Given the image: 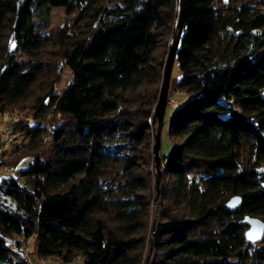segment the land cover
Listing matches in <instances>:
<instances>
[{
  "label": "trees",
  "instance_id": "16d2710c",
  "mask_svg": "<svg viewBox=\"0 0 264 264\" xmlns=\"http://www.w3.org/2000/svg\"><path fill=\"white\" fill-rule=\"evenodd\" d=\"M216 3H185L175 87L186 100L168 117L149 239L152 115L179 0H0V113L33 98L21 127L30 149L45 116H59L50 156L23 154L32 160L17 168L15 143L17 159L0 152L11 168L0 174V264H28L24 246L34 262L145 264L150 240L146 264H264L242 223L264 220V12ZM52 5L75 16L47 36L34 13ZM48 42L71 71L58 92L55 80L34 89L51 76Z\"/></svg>",
  "mask_w": 264,
  "mask_h": 264
},
{
  "label": "rangeland",
  "instance_id": "374dc122",
  "mask_svg": "<svg viewBox=\"0 0 264 264\" xmlns=\"http://www.w3.org/2000/svg\"><path fill=\"white\" fill-rule=\"evenodd\" d=\"M217 5H241V4H253L255 6H257L259 9L262 10V12H264V0H217ZM34 15L36 16V20L37 21H41L40 25L37 26L38 29L42 30L43 32H46L45 34L47 36L51 35L55 29L65 25V24H71L74 16H75V12H71L68 13L66 12V10L64 9L63 6H59V5H52L49 6L48 8H44V12L42 13V15H40V13H38L37 11H35ZM44 25H47L45 27H43ZM175 30V27L173 29V32ZM172 32V33H173ZM171 33V34H172ZM11 45H13L11 43ZM45 51H47V54H45V57H43L44 61H46L47 63L44 65L48 66V73L49 71H51V76H48V78H42V81H38V83L35 85L34 89L38 91V88L40 87V85H46V83L48 84L50 81L55 80V83L53 85L54 91H61L65 86H67L68 82L71 79V71L69 69V67L64 63V60L61 58V56H59V54L57 53V46L53 43L48 42L45 46ZM50 51L51 54H50ZM22 57H26L24 55H20L19 58ZM44 75V74H43ZM180 76V70L178 67V62L175 60L171 69V74H170V81H169V87H168V100H167V104L165 107V113H164V117H163V123L160 129V146H159V150H158V154H157V160L155 159L152 150V165L151 168L154 171V179L156 177V168L159 165V169L161 171V175H162V158H161V154H167L170 150V142L168 140V117L169 115L180 105L183 104V102L186 100V95L177 90L175 85H176V81ZM33 98L28 99L27 101H22L17 105L14 106H10L8 110H11L12 112H8V113H12L14 115L17 116V118H19V120H21V126L19 127V129L14 130L15 133V137L13 142L10 144L9 148H7V152H9V156L14 155V159H17V157H19L16 154H11V150H12V146L16 144L17 147V152L20 154V157L23 158V160L18 164L17 168L26 165L30 160H32V157L30 156H22L23 154H31V153H35L38 150H42L43 154L46 156H50L51 154L54 153V148L51 142V137H50V130H49V126L51 127L52 124L58 123L59 120V116L56 115H46L44 120L45 123L48 125L47 128L46 126L45 129L42 133V135L40 136V138L38 140H36L35 144H34V149H30V147L28 146V138L27 135H25L24 130H21V127L23 126V124L26 126V124L28 123V126L31 125L33 123V118H31V110H30V104L32 103ZM7 113H4L3 117H0V126L2 125H6L8 123V117L6 115ZM44 120H40L41 122H44ZM23 121L25 122L23 123ZM157 125L158 122L157 120L153 121V133H152V141L154 142V134L156 133L157 130ZM152 142V145H153ZM15 143V144H14ZM15 148V147H14ZM3 148H1L2 151ZM6 171V170H5ZM5 171L2 170V168H0V174H4ZM161 178L162 176H160V182H159V189H160V185H161ZM230 198V197H229ZM228 201V200H227ZM160 203H161V199L159 196V193L157 194L156 192V186H155V192L153 194V199L151 201V206H150V224H149V232H148V238L150 239L151 234L153 232V227H154V223L155 221L158 219V212L160 209ZM28 243V241H27ZM254 245H258V246H262L264 247V235L262 238H260L259 240H256L254 242H252ZM150 246L152 248L151 245V240L149 242V246L148 249L146 251V256L148 255L147 253L149 252ZM25 247V246H24ZM30 247V246H29ZM27 251L28 246H26ZM151 252V251H150ZM22 253H23V249H22ZM150 254V253H149ZM24 255V253H23ZM31 257V256H30ZM32 264H60V261L57 257H48V258H43L40 260H36V262L33 261L32 259ZM65 264H84V262L82 261L81 258H77L73 261L67 262Z\"/></svg>",
  "mask_w": 264,
  "mask_h": 264
},
{
  "label": "water",
  "instance_id": "95a60500",
  "mask_svg": "<svg viewBox=\"0 0 264 264\" xmlns=\"http://www.w3.org/2000/svg\"><path fill=\"white\" fill-rule=\"evenodd\" d=\"M185 3L186 0H179V10H178V16L175 23V30L171 35V41L168 45L167 53L164 59L162 74H161V81L159 85L158 90V96L157 100L154 106L152 120H157V130L154 134V142L152 145V153L157 160V154L160 146V129L163 123V117L165 113V107L168 100V87H169V81H170V74L171 69L173 66V63L176 58V52L178 49L182 29H183V18H184V12H185ZM156 177H155V186H156V192L159 193V182H160V176L161 171L159 169V165L156 168ZM241 202V197L239 195H233L231 196L227 201V207L230 209H235L239 206ZM242 223L246 226L244 230V237L248 242H254L256 240H259L264 235V220L258 216H252L250 214H245L242 218ZM151 251V246L149 249V252L147 253L149 255ZM148 255L145 260V264L148 260Z\"/></svg>",
  "mask_w": 264,
  "mask_h": 264
},
{
  "label": "built area",
  "instance_id": "2783aa9c",
  "mask_svg": "<svg viewBox=\"0 0 264 264\" xmlns=\"http://www.w3.org/2000/svg\"><path fill=\"white\" fill-rule=\"evenodd\" d=\"M4 113H0V117H3ZM8 117V123L6 125L0 126V152L1 148H9L10 144L13 142L15 133L14 128L17 124V116L12 113L6 114ZM11 171V168L6 169V172ZM24 257L28 264H32V260L28 254L26 246L23 248ZM60 264H65L61 259H59Z\"/></svg>",
  "mask_w": 264,
  "mask_h": 264
}]
</instances>
